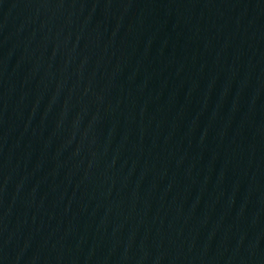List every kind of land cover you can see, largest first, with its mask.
<instances>
[{
  "label": "water",
  "instance_id": "water-1",
  "mask_svg": "<svg viewBox=\"0 0 264 264\" xmlns=\"http://www.w3.org/2000/svg\"><path fill=\"white\" fill-rule=\"evenodd\" d=\"M0 264H264V0H0Z\"/></svg>",
  "mask_w": 264,
  "mask_h": 264
}]
</instances>
